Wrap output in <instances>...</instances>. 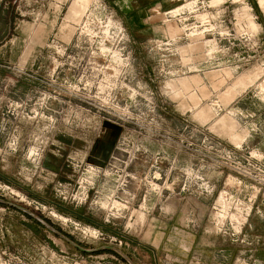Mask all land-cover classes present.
Wrapping results in <instances>:
<instances>
[{
  "label": "rangeland",
  "instance_id": "374dc122",
  "mask_svg": "<svg viewBox=\"0 0 264 264\" xmlns=\"http://www.w3.org/2000/svg\"><path fill=\"white\" fill-rule=\"evenodd\" d=\"M162 1L0 0V199L110 248L0 205V264H155L177 215L249 245L214 223L264 197V0Z\"/></svg>",
  "mask_w": 264,
  "mask_h": 264
},
{
  "label": "crops",
  "instance_id": "0c3cea01",
  "mask_svg": "<svg viewBox=\"0 0 264 264\" xmlns=\"http://www.w3.org/2000/svg\"><path fill=\"white\" fill-rule=\"evenodd\" d=\"M115 1L124 13L133 16L150 9L153 4V0ZM172 2L173 0L162 1L163 5ZM257 137L258 133L255 135V138ZM258 146H255L256 151L259 150ZM255 210L257 211L252 214L242 235L249 241V245H237L225 237L208 233V223H205L204 219L200 223L202 229L198 233H189V219H178V215L172 216L165 224L155 220L152 243L155 264H160L162 260L159 257L164 254H169V258L175 260L172 264H233L236 258L242 256L251 259L253 264H264V197H259Z\"/></svg>",
  "mask_w": 264,
  "mask_h": 264
},
{
  "label": "water",
  "instance_id": "95a60500",
  "mask_svg": "<svg viewBox=\"0 0 264 264\" xmlns=\"http://www.w3.org/2000/svg\"><path fill=\"white\" fill-rule=\"evenodd\" d=\"M0 205H5V206H8V207L20 210V211L26 213L27 215H29L30 217H33L42 226H44L47 229H50L55 235H57L58 237H60L61 239H63L64 241H66L67 243H69L70 245H72L73 247L79 249L82 252L94 254V253H97V252L102 251V250L110 249L109 247H102L100 249H91V250L84 249L83 247H81L80 245H78L77 243H75L71 239H69L67 236L63 235L62 233L57 231L55 228L51 227L46 221H44L41 218L35 216V214L31 213L29 210H27V209H25V208H23V207H21V206H19L17 204H14L12 202H8V201H6L4 199H0ZM126 259H127V261L129 263H132L131 260H129L128 258H126Z\"/></svg>",
  "mask_w": 264,
  "mask_h": 264
},
{
  "label": "built area",
  "instance_id": "2783aa9c",
  "mask_svg": "<svg viewBox=\"0 0 264 264\" xmlns=\"http://www.w3.org/2000/svg\"><path fill=\"white\" fill-rule=\"evenodd\" d=\"M250 201L252 202V199ZM252 203H254V202H252ZM245 213H246V214H244L245 217H243V218L240 217L238 221H236V219L231 221V219H229L228 217L225 218L224 216H218V221L214 224L216 227L220 228V230H219L220 232L224 231L225 229L232 228L233 235L241 237L243 235L245 227L248 224V219L250 218L251 209H249V208L246 209Z\"/></svg>",
  "mask_w": 264,
  "mask_h": 264
}]
</instances>
